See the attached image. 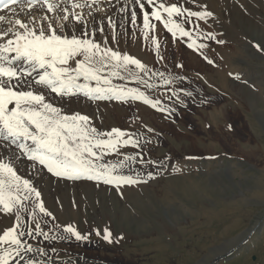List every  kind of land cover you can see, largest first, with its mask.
Segmentation results:
<instances>
[{"label": "rangeland", "instance_id": "1", "mask_svg": "<svg viewBox=\"0 0 264 264\" xmlns=\"http://www.w3.org/2000/svg\"><path fill=\"white\" fill-rule=\"evenodd\" d=\"M212 2L216 5L213 16L208 21L196 18L191 29L198 43L208 45L203 55L188 47L191 41L187 37L174 38L179 60L173 48L158 56L144 39L120 42L122 53L130 52L146 62L150 71L140 75L155 87L130 77L113 82L139 87L150 98L160 100L161 107L175 111L169 117L143 101L112 100L123 109L111 108L102 125L93 123L101 130L117 127L137 134L141 146H128L123 153L163 161V166L133 165L142 174L160 171L161 175L147 184L126 187L123 197L112 186L101 184L103 188L96 182L90 190L87 186H58L56 195L54 185L37 182L45 188V206L56 217L55 221L47 217L49 223H42L45 231L53 224L69 222L81 231L107 224L114 237L125 236L112 244L95 235L90 244L26 237L33 245L46 247L52 264H264V0H239L241 4L233 6L227 0ZM210 3L203 0L201 9L206 5L210 11ZM123 16L119 13L116 19ZM185 26L189 28L188 22ZM128 28L127 33H133L131 25ZM207 32L214 33L215 39H205ZM162 37L159 42L165 51L166 38ZM192 54L196 56L192 58ZM154 73H164L173 82L166 85ZM187 92L193 95L189 97ZM56 103L68 112H83V104ZM27 163L23 161L18 172L31 178ZM174 167L181 171L173 172ZM0 217V229L14 223L13 217ZM26 221L32 224L30 216Z\"/></svg>", "mask_w": 264, "mask_h": 264}, {"label": "snow or ice", "instance_id": "2", "mask_svg": "<svg viewBox=\"0 0 264 264\" xmlns=\"http://www.w3.org/2000/svg\"><path fill=\"white\" fill-rule=\"evenodd\" d=\"M100 2L0 0V9L9 14L0 15V215L14 218L11 226L0 229V264H52L46 247L33 245L26 237L42 236L44 241L81 244L93 243V235L109 244L119 243L123 238L114 237L107 224L81 231L75 223L69 222L63 226L53 224L45 231L41 225L49 223L46 218L56 220L45 206L37 183L46 182L47 174L57 181H93L97 185H109L121 197L125 195L126 187L147 184L161 175L160 171L142 174L133 165L163 166V161L145 160L140 153H123L122 149L128 146H141L137 134L117 127L101 130L89 115L68 112L57 106L55 99H49L53 96L60 101L81 97L88 101H143L162 113L167 112L169 117L175 111L161 107L160 100L150 98L139 87L113 82L130 77L149 88L155 87L140 75L150 71L145 63L109 45L107 36H102L100 41L96 39L97 33L105 32L103 22L89 28L88 17L95 20L94 12L106 11L96 7ZM107 3L114 7L112 0ZM37 6L45 10L39 18L31 15ZM137 6L141 13L143 39H151L158 56L159 39L150 36L157 27L156 22L162 23L174 38H189L188 47L203 55L202 50L208 45L198 43L192 30L185 25L192 18L207 20L212 17L213 13L206 5L203 10L194 11L180 0H125L117 11L125 14L122 20L130 21L134 29L139 27ZM85 8L89 9L87 16L83 11ZM21 14L28 17L27 21L18 18ZM106 19L110 29L117 27L112 16ZM77 25L82 26L79 31ZM118 35L113 33V39ZM199 36L197 32L196 37ZM204 37L214 40L215 34L207 32ZM256 47L260 49L259 44ZM204 59L208 60V57L204 56ZM153 75H159L166 85L173 82L164 73ZM236 79H240L239 75ZM172 95L179 100L178 93ZM186 95L191 97L193 93ZM180 103L184 104V101L180 100ZM25 160L30 162L31 178L18 172L19 165ZM172 170L181 171L179 167ZM28 216L32 218V224L27 223ZM53 230L55 234H50ZM51 250L57 251L55 247Z\"/></svg>", "mask_w": 264, "mask_h": 264}, {"label": "bare ground", "instance_id": "3", "mask_svg": "<svg viewBox=\"0 0 264 264\" xmlns=\"http://www.w3.org/2000/svg\"><path fill=\"white\" fill-rule=\"evenodd\" d=\"M211 3L210 5L208 6L210 8V11L212 12V8H216V5L212 2L213 0H210ZM222 1V0H221ZM246 1V0H245ZM169 2H172V0H169ZM181 3H184V6L185 7H189L191 8L192 10L194 11H200V10H203L201 9L202 8V4H203V0H195V3H198V5H201L200 7H193V3L192 0H187V2H185V0H180ZM205 2V1H204ZM242 2V1H240ZM239 2V0H227V3L229 6H233V5H239L241 4ZM125 3V0H121L119 3H117L116 1H113L112 2V5L113 6H109L108 3H107V0L100 3L99 5H97L96 7H103L106 9V11L104 12H94L93 13V16L95 18V20H93V17H88L89 19V28H93V27H98L99 26V23L102 21L103 22V25H104V28H105V32L103 34H100V33H97V36H96V39L98 41L102 40V36H107L108 37V40H107V43L111 46H114L117 50H120L118 49V46H120V42L123 40V42L127 43V41L129 40V38L133 40H137V42L139 43L140 41L142 42L143 40V33L142 31H140V28H142V22H141V13H140V10L138 9V6H137V15H138V25L139 27L138 28H133V26L131 25L130 21L128 20H122L121 18L120 19H116V15L119 14L117 9L121 6H123V4ZM218 3V2H217ZM205 4V3H204ZM225 4V3H224ZM220 5V3H219ZM223 5V4H222ZM243 5V4H242ZM250 5V4H248ZM131 7V6H130ZM146 7H148L146 5ZM193 7V8H192ZM219 7V6H218ZM247 7V6H246ZM222 8V7H220ZM76 11H79V10H76ZM84 14L85 16H87V13L89 11V9L85 8L84 10ZM238 11V10H237ZM216 12V10H215ZM220 12V11H219ZM45 14V10L43 9H40L38 6L32 10L31 12V15L33 16H36L37 18H39L41 15ZM216 16L218 13H215ZM0 15H6L8 16L9 14L7 13V10L5 11H2L0 13ZM125 15V14H124ZM107 16H112L113 19L116 21V24H117V27L115 29H110L109 25L107 24V19L106 17ZM213 16V15H212ZM223 16V15H222ZM18 18L22 19V20H25L27 21L28 17L21 14ZM196 18H192L191 20L188 21V27L189 29H193L195 28L196 26ZM215 19V18H214ZM119 21V22H118ZM208 21V20H207ZM245 21V20H244ZM95 24H97V26H95ZM118 24H123V26L121 27H118ZM157 24V27L156 29L150 33V36L151 35H155L158 39L159 38H163L162 35L164 36L165 39V44H166V50L164 51L163 49H161V45H160V52L159 54L161 56L165 55V52H169V50L171 48H173L175 50V53L173 52V55H175L176 59L179 60L180 59V54H179V51H178V48L176 46V43L177 41L174 39V37H167V30L163 28V25L162 23L160 22H156ZM131 25V29L133 28V33L131 34H128V26ZM82 27V26H80ZM80 27H77V31H79ZM128 28V29H127ZM195 30V29H194ZM113 33H118V37L116 39H113ZM126 33V34H125ZM71 34V33H69ZM130 39V40H131ZM117 40H118V43H117ZM148 43L150 44L151 48H152V52H155L156 49H155V45L152 43L151 39L147 40ZM141 44V43H140ZM125 45V44H124ZM144 45V44H143ZM122 46V45H121ZM120 46V47H121ZM146 46V45H145ZM149 47V45H147ZM150 48V47H149ZM151 50V49H150ZM172 50V49H171ZM121 51V50H120ZM210 51V50H209ZM231 51V50H230ZM122 52V51H121ZM151 52V51H150ZM130 53V52H129ZM128 53V54H129ZM137 54V53H136ZM193 55V54H192ZM136 56V55H135ZM191 56V55H190ZM189 56V57H190ZM194 56L196 55H193L192 58H194ZM140 58V57H139ZM165 57H163L164 59ZM162 59V60H163ZM198 60V58H197ZM144 61V60H143ZM146 63V62H145ZM148 64V63H147ZM195 64V63H194ZM236 68V67H235ZM219 69V68H218ZM224 69V68H223ZM219 71V70H218ZM225 71V70H224ZM230 71V70H228ZM214 73V71H213ZM216 73V72H215ZM220 73V72H219ZM233 73V72H232ZM224 75V74H222ZM224 77V76H222ZM242 84V83H241ZM49 99H55V101L59 102L61 106H64V101H60L58 99H56L55 97L53 96H49ZM116 101V100H114ZM69 103H72L74 105H80V104H83L84 108H82L81 110H83V112H81L82 114H87L89 115L90 117H92V119L95 121V123L100 126L103 124V122H105L104 120V116H107V114L109 113V110H111V108H113L115 111L119 110V109H123L121 106V103H111V101H106V100H102V101H88L86 99H84L83 97L79 98V99H72L70 101H68ZM115 104V105H114ZM66 106V105H65ZM71 106V105H70ZM67 107V106H66ZM81 107V106H79ZM71 107H69L70 109ZM74 108L76 109L77 107L74 106ZM112 109V110H113ZM79 111V109L77 110ZM126 111V110H125ZM80 112V111H79ZM118 112V111H117ZM124 115V114H123ZM102 119V123H99L97 122L98 119ZM25 164V163H24ZM30 165V163H27ZM27 166V165H26ZM25 166H23V169H24ZM19 169V168H18ZM30 169V168H29ZM31 170V169H30ZM25 172V171H24ZM29 172V171H28ZM31 172V171H30ZM26 173V172H25ZM28 175V174H27ZM29 176V175H28ZM28 178V177H27ZM39 182V181H37ZM46 182L48 183L49 186H55V195L57 193V190H58V186H64V187H77L78 186H87L86 188H89L91 187V183H93V181H83V183H78V182H73V181H57L55 178H52L49 174L46 175ZM82 182V181H81ZM78 183V184H77ZM46 184V183H44ZM95 185V184H94ZM101 185V184H99ZM98 185V186H99ZM104 185V184H103ZM41 186V185H40ZM102 186V185H101ZM105 186V185H104ZM103 187V186H102ZM104 188V187H103ZM45 189V188H44ZM44 189H41V193H43ZM54 189V188H53ZM91 189H93L91 187ZM90 190V188H89ZM46 192V191H45ZM47 193V192H46ZM91 193V192H90ZM48 194V193H47ZM54 195V196H55ZM72 195V194H71ZM56 197V196H55ZM72 198V197H71ZM60 204V203H59ZM85 212V211H84ZM113 212V211H112ZM1 218V217H0ZM262 224V223H261ZM260 225V222H257V227ZM111 227V226H110ZM85 231V230H84ZM123 233V232H122ZM124 233L122 235H117L115 237H123L120 241L124 240L125 239V236H123ZM41 244V243H40ZM86 258V257H85ZM84 262L86 261L85 259L83 260Z\"/></svg>", "mask_w": 264, "mask_h": 264}]
</instances>
